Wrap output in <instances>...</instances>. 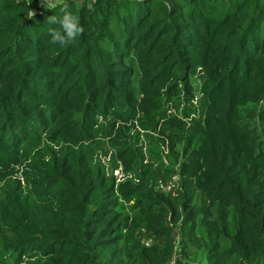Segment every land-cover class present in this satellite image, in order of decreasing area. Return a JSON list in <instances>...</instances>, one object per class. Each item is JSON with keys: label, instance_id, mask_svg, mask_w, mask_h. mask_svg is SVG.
Listing matches in <instances>:
<instances>
[{"label": "trees", "instance_id": "16d2710c", "mask_svg": "<svg viewBox=\"0 0 264 264\" xmlns=\"http://www.w3.org/2000/svg\"><path fill=\"white\" fill-rule=\"evenodd\" d=\"M173 263L264 264V0H0V264Z\"/></svg>", "mask_w": 264, "mask_h": 264}, {"label": "clouds", "instance_id": "9594fccd", "mask_svg": "<svg viewBox=\"0 0 264 264\" xmlns=\"http://www.w3.org/2000/svg\"><path fill=\"white\" fill-rule=\"evenodd\" d=\"M45 23L50 25L47 32L53 45L64 46L77 40L83 32L79 17L67 4L63 6L60 14L48 16Z\"/></svg>", "mask_w": 264, "mask_h": 264}, {"label": "built area", "instance_id": "2783aa9c", "mask_svg": "<svg viewBox=\"0 0 264 264\" xmlns=\"http://www.w3.org/2000/svg\"><path fill=\"white\" fill-rule=\"evenodd\" d=\"M176 182V178L173 179V181L171 182L172 185H174ZM174 264V263H173Z\"/></svg>", "mask_w": 264, "mask_h": 264}, {"label": "rangeland", "instance_id": "374dc122", "mask_svg": "<svg viewBox=\"0 0 264 264\" xmlns=\"http://www.w3.org/2000/svg\"><path fill=\"white\" fill-rule=\"evenodd\" d=\"M59 2V0H50V3Z\"/></svg>", "mask_w": 264, "mask_h": 264}]
</instances>
